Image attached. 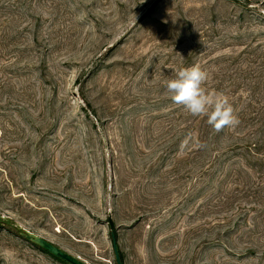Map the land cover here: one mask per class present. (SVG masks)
Masks as SVG:
<instances>
[{"label":"rangeland","instance_id":"rangeland-1","mask_svg":"<svg viewBox=\"0 0 264 264\" xmlns=\"http://www.w3.org/2000/svg\"><path fill=\"white\" fill-rule=\"evenodd\" d=\"M0 217V264H117L111 220L124 264H264V0H0Z\"/></svg>","mask_w":264,"mask_h":264},{"label":"clouds","instance_id":"clouds-1","mask_svg":"<svg viewBox=\"0 0 264 264\" xmlns=\"http://www.w3.org/2000/svg\"><path fill=\"white\" fill-rule=\"evenodd\" d=\"M209 73L199 65L177 70L166 82V89L174 103L184 106L194 117H205L212 128L219 130L237 122L229 97L221 91L204 87Z\"/></svg>","mask_w":264,"mask_h":264},{"label":"water","instance_id":"water-1","mask_svg":"<svg viewBox=\"0 0 264 264\" xmlns=\"http://www.w3.org/2000/svg\"><path fill=\"white\" fill-rule=\"evenodd\" d=\"M0 219H1V217H0ZM110 227H111V230L113 232L114 223L112 220L110 221ZM15 229L19 233H21V235L23 237H25L26 239L31 241L33 244L44 249L45 251H47L48 253H50L54 257L60 259L61 261H63L66 264H86L83 261H81L79 258L73 257L72 255L66 253L65 251H63L62 249L53 245L52 243H50L46 239L28 231V230H25L21 227H15ZM112 240H113V249H114V253L116 255L117 264H123L121 261V257H120L118 240L115 238L113 233H112Z\"/></svg>","mask_w":264,"mask_h":264},{"label":"trees","instance_id":"trees-1","mask_svg":"<svg viewBox=\"0 0 264 264\" xmlns=\"http://www.w3.org/2000/svg\"><path fill=\"white\" fill-rule=\"evenodd\" d=\"M113 234H114V236H115V238L116 239H118V237H117V234H116V232L113 230V232H112ZM20 235H21V233H20ZM37 246V245H36ZM44 250V249H43ZM45 251V250H44ZM45 252H47V251H45ZM120 252V251H119ZM48 253V252H47ZM50 254V253H49ZM53 256V255H52ZM120 257H121V254H120ZM56 258V257H55ZM58 261H61L60 259H58V258H56ZM121 261H122V263L124 264V262H123V259H122V257H121ZM62 263H64L63 261H61ZM64 264H66V263H64Z\"/></svg>","mask_w":264,"mask_h":264}]
</instances>
